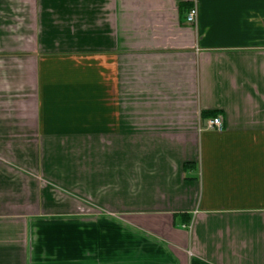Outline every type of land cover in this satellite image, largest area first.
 I'll return each mask as SVG.
<instances>
[{
  "label": "crops",
  "instance_id": "crops-1",
  "mask_svg": "<svg viewBox=\"0 0 264 264\" xmlns=\"http://www.w3.org/2000/svg\"><path fill=\"white\" fill-rule=\"evenodd\" d=\"M0 264H264V0H0Z\"/></svg>",
  "mask_w": 264,
  "mask_h": 264
},
{
  "label": "built area",
  "instance_id": "built-area-1",
  "mask_svg": "<svg viewBox=\"0 0 264 264\" xmlns=\"http://www.w3.org/2000/svg\"><path fill=\"white\" fill-rule=\"evenodd\" d=\"M197 16V9L196 7L192 8L188 14H187V20L190 23H194ZM206 127L208 129H216V130H222L223 128V120L220 116H217L213 119H209L206 123Z\"/></svg>",
  "mask_w": 264,
  "mask_h": 264
},
{
  "label": "trees",
  "instance_id": "trees-1",
  "mask_svg": "<svg viewBox=\"0 0 264 264\" xmlns=\"http://www.w3.org/2000/svg\"><path fill=\"white\" fill-rule=\"evenodd\" d=\"M191 6H193V3L191 4ZM218 115H219V111L218 110L202 112V116L203 117L214 118V117H216Z\"/></svg>",
  "mask_w": 264,
  "mask_h": 264
},
{
  "label": "rangeland",
  "instance_id": "rangeland-1",
  "mask_svg": "<svg viewBox=\"0 0 264 264\" xmlns=\"http://www.w3.org/2000/svg\"><path fill=\"white\" fill-rule=\"evenodd\" d=\"M143 22V19L141 20ZM40 148V147H39ZM62 165V164H61Z\"/></svg>",
  "mask_w": 264,
  "mask_h": 264
}]
</instances>
